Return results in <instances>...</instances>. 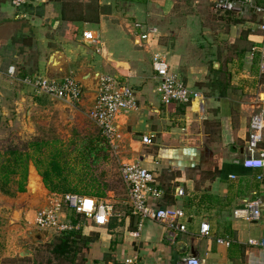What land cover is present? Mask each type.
Wrapping results in <instances>:
<instances>
[{
	"label": "crops",
	"instance_id": "0c3cea01",
	"mask_svg": "<svg viewBox=\"0 0 264 264\" xmlns=\"http://www.w3.org/2000/svg\"><path fill=\"white\" fill-rule=\"evenodd\" d=\"M30 1L21 9L14 7L13 13L0 4V33L18 27L8 40L0 42V51L10 41L22 46L16 38L21 31L19 34L30 35L43 48L50 43L63 47L67 67L74 50L85 48L92 53L88 66L99 60L109 70L93 73L129 82L139 109L119 120L120 144L141 146L135 162L152 173L164 191L163 198L152 206L180 210V223L186 226L181 232L146 221L139 230L140 219L130 211L113 216L106 226L88 220L90 224L79 229L91 240L82 264H122L126 257H137L145 264H183L188 258H199L202 264H264V247L251 244L264 242V170L241 166L250 120L258 99L264 96L261 17L252 12V19L228 16L233 20L218 27L208 24L207 16L198 9L183 12V0H98L95 17L79 22L74 21L78 16L68 13L64 21L61 1ZM137 22L157 28L158 36L148 44H138ZM72 26L82 30L77 45L67 36L49 35L50 29L67 33ZM84 32H93L99 43H85ZM153 55L165 58L171 72L200 96L189 104H162ZM75 71L69 70L66 76L76 77ZM6 72L0 71V80L15 81ZM97 80L92 81L95 91ZM144 136L152 137L153 144L144 145ZM260 148L264 150V142ZM30 175L37 182H29L34 195L43 186L36 173ZM179 188L184 189V197L177 196ZM254 200L261 201V219L249 222L237 217L245 201ZM202 222L210 224V238L201 236Z\"/></svg>",
	"mask_w": 264,
	"mask_h": 264
},
{
	"label": "rangeland",
	"instance_id": "374dc122",
	"mask_svg": "<svg viewBox=\"0 0 264 264\" xmlns=\"http://www.w3.org/2000/svg\"><path fill=\"white\" fill-rule=\"evenodd\" d=\"M59 1L62 2L63 7L65 5L67 14L71 16L93 18L99 10L98 0ZM183 1L185 2L183 12L198 9L204 17L207 16L204 20L206 19L208 24L221 27L225 26V20H233L228 17L229 15L215 16L212 12L211 15L210 8L217 0ZM259 3L264 4V1L261 0ZM0 4L12 13L16 10L12 0H0ZM247 16L252 19L255 15L252 16L249 12L245 17ZM14 28L16 32L17 26H12L11 31L6 33L2 30L0 42L8 40V37L14 33ZM50 31H52L50 36L58 35L59 39L67 36L75 45L79 43L77 36L80 38L82 35V30L76 31L73 26L67 30V33L62 31L66 35L59 32L57 34L53 29ZM19 33L16 38L22 46H15V41H10L0 51V60L5 64L0 63V71L3 72L4 69L6 72L12 66L16 68L15 81L0 80V151L9 148L24 149L28 143L40 142L44 143L43 158H49L52 151L60 149L63 155L60 164L64 168L66 187L75 190L69 193L77 195H83L87 191L105 193L103 198L109 200L114 207L112 217L129 213V195L123 180L122 167L125 163L137 160L136 153L141 146L128 145L126 142L114 147L109 145L91 117L95 106V93H97V87L95 91L92 81L94 77H101V74H95L96 72L93 71L103 68L99 65V60L98 64L97 61H93L94 66L90 67L87 62L92 53L88 54L85 48L81 51L76 49L72 53L73 58H70L68 67V60L65 63L62 60L60 67L53 69L50 66L51 57L59 53L65 56V49L54 43H50L48 48H43L36 39L30 38V35ZM103 69L108 73V69ZM69 70H76V77L84 86L85 96L80 103L51 98L23 82L27 77L36 75L58 80L75 77L66 76ZM260 81L264 84V74L261 75ZM262 93L264 94V87ZM32 172L41 178L39 179L44 189L41 186L42 190L34 195L29 189L30 181L34 185L37 183L31 177L33 175H30ZM16 190L17 185L12 187V191L15 192L13 197L0 192V264H71L68 259H58L52 254L53 243L62 235L49 233L48 236H43V243L38 244L30 240V234L38 232L33 227L35 215L52 206V195L55 194L47 190L39 171L33 164L29 166L26 192L17 193ZM64 212L67 213L70 222L77 221L81 226L90 224L83 216H77L67 209H64ZM78 233L80 234V231ZM24 242H28V249L32 251L26 258L20 256ZM78 244L75 247L76 256L71 255L75 260L74 264H82L86 253L83 243L79 241Z\"/></svg>",
	"mask_w": 264,
	"mask_h": 264
},
{
	"label": "built area",
	"instance_id": "2783aa9c",
	"mask_svg": "<svg viewBox=\"0 0 264 264\" xmlns=\"http://www.w3.org/2000/svg\"><path fill=\"white\" fill-rule=\"evenodd\" d=\"M30 0H14V7L21 9L30 4ZM211 12L216 16L235 14L245 17L249 12L254 13L264 21V5L257 0H217L211 7ZM139 43H150L155 36H158L157 28L146 22L134 24ZM264 31V24L261 25ZM83 40L85 43L97 45L98 37L93 32H84ZM142 45V44H140ZM152 69L155 79L158 81L157 93L164 105L189 104L200 95L190 89L177 75L171 72L168 61L161 55H153ZM260 70L264 74V63L260 64ZM16 68L10 67L8 74L16 79ZM27 86L41 94L51 98L63 100L69 103H80L83 99L84 86L76 77H66L61 80L50 79L45 76L36 75L27 77L23 81ZM264 97L258 99L257 111L253 113L249 134L246 143V156L241 163L245 170H264V150L260 145L264 142ZM139 109L136 93L127 81H122L113 75H102L97 80V96L92 119L99 128L102 137L111 146H118L121 134L118 128L119 120ZM144 145H152L153 139L149 136L142 138ZM122 176L126 184L129 200V211L132 215L140 219L139 230L143 228L146 221H154L165 224L168 230L178 229L186 231V226L181 224L183 213L174 208H160L152 206L163 198L164 191L157 183L154 175L150 173L138 162L125 163L122 167ZM235 179V176L231 177ZM261 181L262 177L259 176ZM178 197H184V189L176 190ZM67 209L77 216H83L99 226L109 224L113 205L104 198L88 197L73 193L53 194L52 206L46 211L35 215L33 227L39 231L48 233H58L67 235L73 230H79L80 224L68 221ZM249 222L259 221L262 217L261 201H245L243 208L237 213V217ZM200 234L203 238L211 237V227L208 222H202ZM251 244L264 247V242ZM122 264H145L137 257L123 258ZM183 264H202L199 258L185 259Z\"/></svg>",
	"mask_w": 264,
	"mask_h": 264
},
{
	"label": "trees",
	"instance_id": "16d2710c",
	"mask_svg": "<svg viewBox=\"0 0 264 264\" xmlns=\"http://www.w3.org/2000/svg\"><path fill=\"white\" fill-rule=\"evenodd\" d=\"M67 12L64 5L61 13L62 20L64 21L68 20ZM228 15L230 17L242 18L232 13ZM78 17L79 19H75L74 21L85 22L86 17ZM43 147L44 143L32 142L28 143L24 149L9 148L5 151H0L1 193L13 197L15 192L12 191V187L15 185H17V193H25L30 164H33L39 171V175L42 177L45 187L51 193L64 194L75 192V190L66 187V178L63 175L64 168H62L60 164V161L63 159L61 150L56 149L52 151L49 158H43ZM83 195L105 197V193L88 191L84 192ZM72 223L74 226L79 224L77 221H73ZM78 231L79 230H73L67 235H62L57 238L52 246V254L58 259H68L71 264H74L75 260L71 255L76 256L77 251H75V247L79 245L78 242L81 241L84 247H87V243L91 241L90 238L83 237L81 231L80 234Z\"/></svg>",
	"mask_w": 264,
	"mask_h": 264
},
{
	"label": "water",
	"instance_id": "95a60500",
	"mask_svg": "<svg viewBox=\"0 0 264 264\" xmlns=\"http://www.w3.org/2000/svg\"><path fill=\"white\" fill-rule=\"evenodd\" d=\"M60 55L61 54L59 53V54L53 55L51 57V59H50V66L53 69H57L58 67H60V61H62V56H63V55H61V56ZM56 61L59 64L58 67L55 66L56 65ZM48 234L49 233L46 232V231H39L38 230V232H35V233H31L30 234L31 235L30 240L34 244L43 243V239H44L43 236H48ZM31 253H32L31 250L28 249V242H24V244H23V251H22V253H20V256L22 258H26V257L30 256Z\"/></svg>",
	"mask_w": 264,
	"mask_h": 264
},
{
	"label": "bare ground",
	"instance_id": "6f19581e",
	"mask_svg": "<svg viewBox=\"0 0 264 264\" xmlns=\"http://www.w3.org/2000/svg\"><path fill=\"white\" fill-rule=\"evenodd\" d=\"M56 67H58L59 66V64H58V62L56 61V65H55Z\"/></svg>",
	"mask_w": 264,
	"mask_h": 264
}]
</instances>
